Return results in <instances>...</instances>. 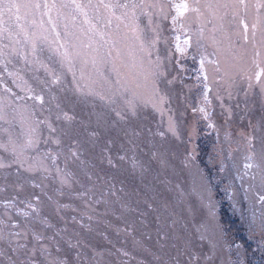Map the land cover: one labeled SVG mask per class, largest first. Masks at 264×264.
Wrapping results in <instances>:
<instances>
[{"label": "snow or ice", "instance_id": "obj_1", "mask_svg": "<svg viewBox=\"0 0 264 264\" xmlns=\"http://www.w3.org/2000/svg\"><path fill=\"white\" fill-rule=\"evenodd\" d=\"M156 15L164 20L171 17V30L179 33L174 37L177 41L174 47L180 57L186 55L193 45L199 48L202 41L209 38L205 36L207 24H213L210 38L217 46L216 52L212 54L217 58L211 60L201 55L200 72L203 81L208 80L205 64H214L215 71L220 72V55L227 51L233 60L243 61L247 65L244 78L248 81V88L251 90L258 86L264 94V0H0V58L15 55L26 63L36 62L39 43L48 39L44 33H54L56 40L53 43H57L55 51L60 56L62 68L66 66L67 72L71 73L72 84L71 89H66V73L44 66L47 76L40 80L39 91L28 89L30 95L27 99L32 104H25L26 114L17 113L25 127L24 132L14 134L3 129L0 123V130L7 132V139L0 137V153L8 154L7 157L0 154V175H3L5 169L15 166L17 176V182L10 185L16 194L7 198L0 195V264H100L105 253L91 248L79 238L78 233L75 238L68 236L69 221L64 213L68 210L77 212L79 218L73 215L71 221L93 231L91 222L97 220L99 223L97 217L107 215L115 205H119L121 217L125 212L138 211V208L131 207L128 200L146 196L143 189L149 188L144 183L148 168L135 155L138 147L135 140L141 133L135 128L122 129L127 137V147L122 144L114 154V140L109 139L101 144L99 128L102 114L94 113L97 115V128H90V117L88 121H78L75 114L62 107L61 97L55 95L53 89L55 87L60 92L68 90L73 95L100 101L116 118L113 127L119 122L130 123L142 108L148 106L163 115L164 105L168 101L161 83H173V80L167 78L165 63V59L171 58L172 51L169 49L165 59L159 54V25L153 26V17ZM141 17L148 18L150 35L141 26ZM60 22H63V42H59L61 32L56 31ZM197 22L198 26L193 28ZM225 23L243 44L232 40L231 35L225 31ZM217 31L221 33V39H217ZM181 36L184 37L182 40ZM225 40L226 48L221 47ZM246 46L251 48L250 55ZM27 48L31 49L30 53L24 50ZM113 56L116 59L125 57L127 62L122 60L121 66L128 71L121 73L113 62L115 79L103 74L95 78L93 74L97 64ZM208 91V85L204 84L205 104L208 103ZM53 103L57 109L56 119L65 122L67 130H58L48 117L38 118L35 109L39 107L43 111L46 105ZM47 110L51 112V108ZM197 111L204 113L207 118L208 113L204 107ZM0 122L10 123L2 109ZM42 126H46L49 131L47 139H42ZM252 127L255 131L256 125ZM58 131L62 136H73L67 152L60 136L53 135ZM166 131L177 135L171 116ZM81 133L85 137L83 140L79 138ZM157 134L165 136L164 131ZM245 140L249 155L240 179L250 175L255 180L259 175L264 188V153L260 154L257 162L253 143L255 136L248 134ZM49 141L57 146V150L41 151V144ZM98 145L99 151L95 152ZM153 156L157 157V153H153ZM161 163L164 161L161 160ZM71 166H75L74 170ZM129 177L133 181L139 179L143 188L137 190L133 186L129 190ZM46 181L59 185L54 188L58 196L81 201L85 211H80L72 203H61L59 199L48 196L45 189L49 185ZM26 186L38 189L46 199L35 192L21 199L20 195ZM5 191L6 188L0 186V194ZM256 198L258 203L264 204V192H257ZM140 202V199L136 200L137 206ZM143 203L146 209L159 212L149 199H144ZM46 204L51 208L48 214H44ZM97 205L105 206L104 213L96 212ZM162 207L166 210L168 205L165 203ZM146 216L147 212H139L140 223L144 226H147ZM85 219L88 223L84 222ZM155 220V251L146 244V239H151L150 234L137 239L135 221L125 220L124 227L115 228L117 234L123 233L131 238L135 250L151 258L150 261L140 259L137 264H180L181 257H186L185 264H201V261L207 264L212 259L209 254L201 256L192 251L188 240H185L182 247L172 244L174 254L169 252L168 242L172 233L166 230V221L162 216L157 214ZM176 223L173 220L167 228H174ZM261 230L264 231V220ZM204 238L200 236L201 240ZM89 248L91 254L85 251ZM116 253L127 258L121 264H129L130 260L136 259L125 248H117Z\"/></svg>", "mask_w": 264, "mask_h": 264}, {"label": "rangeland", "instance_id": "obj_2", "mask_svg": "<svg viewBox=\"0 0 264 264\" xmlns=\"http://www.w3.org/2000/svg\"><path fill=\"white\" fill-rule=\"evenodd\" d=\"M153 21V26L159 25L160 42L157 48L161 58L168 57L169 49L172 51L171 58L165 59V63L167 78L173 80V83L167 84L166 81L161 83V89L168 101L164 105L163 115L148 106L142 108L130 123L119 122L113 127L116 118L100 101L73 95L68 90L60 92L55 87L53 89L54 94L61 97L62 107L75 114L78 121H88L90 117V128H97V115L94 113L102 114L99 128L101 144L109 139L114 140L112 146L114 154L122 144L127 147V137L124 136L122 129L130 127L139 131L141 134L135 140L138 145L135 155L148 168L144 183L148 184L149 188L143 189L147 195L128 200L132 208H138L137 212L128 211L121 217L119 205H115L107 215L97 217L99 223L93 220L91 222L93 231H88L71 221V216L77 215L79 218V215L68 210L64 213L69 221L67 235L75 238L78 233L79 238L91 248L104 252L100 264H121L123 259H127L116 253L117 248L130 251L136 259L130 260L129 264H137L140 259L150 261L151 258L135 250L131 238L123 233L117 234L115 228L124 227L125 220L135 221L137 239L142 238L144 234H150L151 239H146V244L155 251L157 228L155 217L159 214L166 221V230L172 233L168 250L173 254L172 244L182 247L185 240H188L191 242L192 251L201 256L204 254L212 256L207 264H264V231L261 230L264 204L258 203L256 198V193L264 192V188L259 175L255 180H252L250 175L240 179L244 173L243 165L249 155L245 136L248 134L255 136L253 143L257 162L260 154L264 153V94L260 92L258 86L251 90L248 88V81L244 78V69L247 65L243 61L233 60L232 55L227 51L220 55V72L215 71L214 64H205L204 70L208 74V80L203 81L200 72L201 55L208 56L211 60L217 58L212 55L217 50V46L210 38L213 24H207L205 36L209 38L203 40L199 48L193 45L187 50L186 55L180 57L174 47L177 42L174 37L179 33L171 30L173 27L171 17L164 20L156 15ZM140 23L145 28L146 34L150 35L148 18L141 17ZM197 26L198 22L193 28ZM224 28L233 41L243 44V41H239V38L232 34V29L227 23ZM56 31L61 32L59 42H63V22H60ZM44 35H47L48 39L42 40L38 45V61L26 63L15 55L0 58L3 61L0 63V109L10 122L0 123L3 124V129H8L17 135L25 130L17 113L26 114L25 104H32V101L27 99L30 95L28 89L39 91L40 80L47 76L44 66L57 72L64 71L66 89L72 88L71 73L67 72L66 66L62 68L60 56L55 51L57 47V43H53L56 40L55 34L49 32ZM216 36L217 39L222 38L219 31ZM183 38L181 36V40ZM226 46L227 40L221 47L226 48ZM246 47L250 55L251 48ZM24 50L31 52L30 48ZM29 60H32L31 55ZM122 60L127 62L123 56L119 59L115 56L105 58L103 63L97 64L94 77L99 78L103 74L115 79L113 62L121 73L127 72L128 69L121 66ZM204 84L209 88L207 104L204 103ZM201 107H204L208 113L207 118L204 113L197 111ZM48 108H51V112L47 110ZM35 111L39 119L48 117L58 130H67L65 122L56 119L55 103L46 105L43 111L39 107ZM169 116L175 122L176 136L166 131ZM252 125H256L255 131ZM73 127L77 126L73 125ZM159 131H164L165 136L158 135ZM42 132V139H47L49 131L46 126H42ZM53 135L60 136L64 150L67 152L73 136H62L60 131ZM0 137L7 139V132L0 130ZM79 138L85 139L83 133ZM99 147L100 145L95 152L99 151ZM40 148L41 151L57 150V146L51 141L47 144L42 143ZM153 153H157V157H154ZM0 154L5 157L8 155ZM161 160L164 161L163 164ZM71 167L74 170L75 166ZM15 182H17L15 166L5 169L3 175H0V186H4L6 191L0 195L4 198L15 195L14 188L10 186ZM45 183L49 185L45 189L48 196L59 199L61 203H72L80 211H85L81 201H71L67 196H58L54 192V188L59 187L58 184L50 181ZM127 183L129 190L133 186L137 190L143 188L139 179L133 181L129 177ZM33 192L46 199L38 189L27 186L20 198L30 196ZM137 199L141 201L138 206ZM144 199H149L159 212L146 209ZM165 203L168 205L166 210L162 207ZM50 211L51 208L46 204L44 214ZM104 211L105 206H96L97 213ZM113 211H115L114 215ZM139 212H147L145 218L147 226L140 223ZM89 214L93 213L89 212ZM173 220L177 221L175 227L168 229L167 225H171ZM84 222L88 223L86 219ZM59 226L63 227V224ZM201 235L205 237L203 240L200 239ZM91 248L85 251L91 254ZM185 262L186 257H181L180 264ZM201 264L204 262L201 261Z\"/></svg>", "mask_w": 264, "mask_h": 264}]
</instances>
